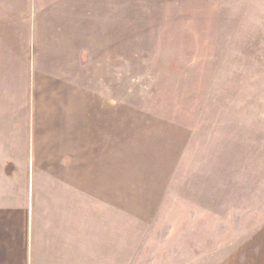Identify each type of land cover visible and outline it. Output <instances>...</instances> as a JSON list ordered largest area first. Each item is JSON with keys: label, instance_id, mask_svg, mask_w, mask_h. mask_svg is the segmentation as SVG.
Listing matches in <instances>:
<instances>
[{"label": "rangeland", "instance_id": "rangeland-1", "mask_svg": "<svg viewBox=\"0 0 264 264\" xmlns=\"http://www.w3.org/2000/svg\"><path fill=\"white\" fill-rule=\"evenodd\" d=\"M33 125L69 148L0 174V264H264V0H0V130Z\"/></svg>", "mask_w": 264, "mask_h": 264}, {"label": "crops", "instance_id": "crops-1", "mask_svg": "<svg viewBox=\"0 0 264 264\" xmlns=\"http://www.w3.org/2000/svg\"><path fill=\"white\" fill-rule=\"evenodd\" d=\"M80 93V91L78 90ZM74 110H73V118L75 116H78V125L75 129V137H85L84 132H82L85 126H87L86 123L81 122V109L82 106H84V109L88 106L86 102H83V105L81 103V98L78 97V101L73 102ZM78 106V107H77ZM90 108V107H88ZM75 111V112H74ZM91 114V113H90ZM86 120V118H85ZM104 120V118H103ZM75 124L73 125V130H74ZM100 129L105 131V124L103 122L100 124ZM41 128V127H40ZM47 129V128H46ZM68 129L66 128L64 130V133L61 137L62 141H64L63 145L60 146L58 145V142L61 140L60 137H43V135L40 134V132L36 131L35 125H33V137H30V135H25L26 132L27 134L30 132V129L25 130L24 137H9L10 132L4 133L2 130H0V147L2 151H8L9 149L11 150L12 153H15L17 156L16 158H13L12 156H6L4 159L2 158L0 162V174L4 178H6L9 181L14 182V179L17 177H20L22 180V185H28L29 188L32 186V188L36 185V179L38 178L39 174L43 172L42 170V165H46L44 161H51L52 160V154L51 152L57 148L61 149L60 152L65 150V145H66V150L69 148L67 147V141L69 137H66V132ZM101 132V131H100ZM87 133V132H85ZM88 135V133H87ZM86 135V137H87ZM7 136V137H5ZM95 136V135H94ZM102 137V135H101ZM106 137V134L105 136ZM75 140V139H73ZM54 147V148H53ZM64 154V153H63ZM75 163V162H74ZM63 165L61 166L60 170H65V165L67 164V161L64 159ZM49 165V164H47ZM41 170V171H40ZM47 170V169H46ZM62 183L61 188L62 189H80L79 186L75 185L74 183L66 182V181H60ZM22 186V187H23ZM37 186V185H36ZM15 218V217H14ZM6 224L5 221L0 222V238H3L5 234H7V231L5 229ZM15 229H17V225L15 224ZM14 230V229H13ZM1 232L3 234H1ZM15 233V236L18 237V240L21 241L20 237L17 235L16 230L13 232ZM12 234V237H13ZM11 242L10 237L5 240L6 245L7 243ZM25 243H23L25 247ZM2 249V248H1ZM0 249V250H1ZM26 264H32V262H28Z\"/></svg>", "mask_w": 264, "mask_h": 264}]
</instances>
